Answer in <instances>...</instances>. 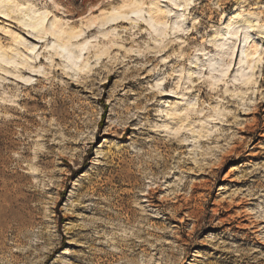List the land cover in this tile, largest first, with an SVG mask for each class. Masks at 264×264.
I'll return each mask as SVG.
<instances>
[{"label": "rangeland", "instance_id": "1", "mask_svg": "<svg viewBox=\"0 0 264 264\" xmlns=\"http://www.w3.org/2000/svg\"><path fill=\"white\" fill-rule=\"evenodd\" d=\"M16 1L82 35L0 4V264H264V0Z\"/></svg>", "mask_w": 264, "mask_h": 264}, {"label": "bare ground", "instance_id": "2", "mask_svg": "<svg viewBox=\"0 0 264 264\" xmlns=\"http://www.w3.org/2000/svg\"><path fill=\"white\" fill-rule=\"evenodd\" d=\"M170 1H172V0H170ZM13 4H15V8L16 9L18 7H20V6L32 7L31 6L32 4L29 1H26V2H24L22 4H19V3H17L16 0H14ZM122 5H128V6L123 8L120 11L118 16L114 17L112 15V12H113V9H120L121 6H119V7H111L108 10L109 13H108V16L105 17V18H107L104 21L105 24H107L109 22L115 23V22H117L118 20L121 19L120 16H125L126 14L133 13L134 11H138L139 9H142L144 3H143V0H126L125 2L122 3ZM40 10L43 11V12H46V11L49 12L46 9H37V7H35V6L32 7L30 10H26V12H23V13H28L27 17H28V20H29V22L28 23L26 22L25 24H23V26H25L26 28H29V30L32 29L33 27H36L37 30L34 31V32L37 33L36 37L38 38V40H43L44 37H46L47 35H50L51 37H55V35H57L58 36V41L61 43L60 48L64 52L70 51L73 48V46L65 47V43L64 42L75 40V39H72L73 34L79 35L80 33H82V31L75 32V29L71 28L69 32H66V31L63 30V25L59 21H56L55 18L50 23L51 29L48 30L47 27L44 28V23L45 22L43 24H39L38 23L39 18L37 17L36 13H39ZM123 10H128V13L122 12ZM149 13H150V20L154 21L155 25H161V26L165 27L166 21H164V18H163L164 16H163L162 11L160 9L155 7V10H151V12L149 11ZM243 16H244L243 14H238L233 19L235 21H239V20L242 19ZM100 18L103 19L104 18V14L101 13ZM97 19H99V18H95V19H93V20L91 19V20L94 23L95 22L94 20H97ZM18 21H19V19H18ZM260 28L264 29V26H262ZM226 35L229 36L228 39H227ZM226 35H224L225 38L221 39V40H226V43L224 45H220V47H219L221 49L220 53L223 54V55H226L227 52L231 51V49L228 48V49H226V53H225L224 52V48L226 47L227 43L231 42L232 40L234 42V39H236V37H238V32L237 31H235V32L234 31L233 32H227ZM63 36H65V37H63ZM246 39L247 40H245L242 43L243 44V49L245 51L243 52L242 57L239 59V63L238 64L239 65H246V69L251 70V77H247L248 75H241V74L239 75L240 79H245L243 83L248 84L250 82V79L254 77L253 75H254V71L257 68V64L260 63V61H261V54L259 52V47L257 45H255V44L252 45L253 41L248 43V41L250 39V36L248 38H246ZM13 41L15 42V38L13 39ZM1 49H2V47L0 45V50ZM75 58L78 59V57H75ZM0 60L2 62H7V64L13 63V61H11V58L6 57L5 55H3V57L0 58ZM67 62H70V61H67ZM229 66L230 65L227 64V69L229 68ZM210 67H211V65H210ZM74 68L77 71H83L86 68V66L74 65ZM211 71H214V70H211Z\"/></svg>", "mask_w": 264, "mask_h": 264}, {"label": "snow or ice", "instance_id": "3", "mask_svg": "<svg viewBox=\"0 0 264 264\" xmlns=\"http://www.w3.org/2000/svg\"><path fill=\"white\" fill-rule=\"evenodd\" d=\"M7 3L8 5H12L14 3V0H0V4H5ZM128 5H121V8L120 9H113V12H112V15L115 17V16H118L120 11L127 7ZM97 7H99V5H97ZM37 17L39 18L38 20V23L39 24H43L44 22H46L47 18L51 15L50 12H43V13H36ZM133 15H136V16H140L141 13L139 11H134L133 12ZM121 19H124L125 17L124 16H120ZM81 20L84 19V17H81L80 18ZM23 26V25H22ZM94 27V25H93ZM32 31H36V27H33L31 29ZM80 35H82V33H80L79 35L77 34H73V37L72 39H79L80 38ZM33 51H35V49H32ZM225 75L227 74L226 72L224 73ZM27 83H30L31 81H26ZM180 129H177L176 132L177 134L179 133Z\"/></svg>", "mask_w": 264, "mask_h": 264}]
</instances>
